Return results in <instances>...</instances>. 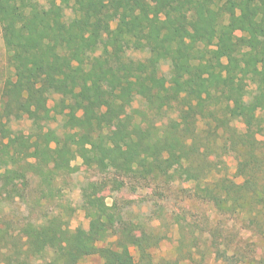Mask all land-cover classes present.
<instances>
[{"label":"trees","instance_id":"trees-1","mask_svg":"<svg viewBox=\"0 0 264 264\" xmlns=\"http://www.w3.org/2000/svg\"><path fill=\"white\" fill-rule=\"evenodd\" d=\"M0 34L15 69L0 112V197L19 194L14 170L72 173L76 159H94L121 176L166 184L183 173L197 199L264 235V0H0ZM136 86L149 90L143 109L132 108ZM52 95L61 96L54 108ZM66 110L70 130L46 128L53 112ZM20 112L32 122L28 137L2 122ZM231 151L240 183L227 174ZM88 217V230L70 231L57 217L25 226V251L0 229L4 262L51 251L43 264L95 255L103 264H161L151 250L165 237L122 227L115 247H101L116 221L101 209ZM232 247L215 240V260L241 262Z\"/></svg>","mask_w":264,"mask_h":264},{"label":"rangeland","instance_id":"rangeland-1","mask_svg":"<svg viewBox=\"0 0 264 264\" xmlns=\"http://www.w3.org/2000/svg\"><path fill=\"white\" fill-rule=\"evenodd\" d=\"M38 1L44 6L47 4V0ZM128 55L134 59L145 57L135 50H130ZM163 71L166 76L170 75L168 64L163 66ZM14 72L11 54L0 34V112L5 95L4 82L13 78ZM254 90L255 86L250 85L249 93ZM133 93L135 100L132 108L143 109L149 90L144 86H136ZM106 97V93L101 95V98ZM60 99V95H52L49 107L54 108ZM67 112L68 110L63 113L53 112V118L46 124V128L59 135L70 130ZM2 122L10 128L13 135H32V122L23 112L18 117ZM236 126L240 132L244 131L242 123L237 122ZM1 133L3 132L0 131V137ZM224 160L229 178L240 183L242 180L235 178L237 160L234 152L231 151ZM95 163L94 159L85 162L78 158L72 163L75 167L72 173H52L45 167L43 173H39L36 168L29 166L14 170L11 176L18 186L19 194L6 191L0 197V229L9 232V241L21 240V248L25 251L28 245L25 244L22 229L25 226L40 225L52 217L59 218L70 231L77 228L88 230L89 211L101 209L105 211L107 220L111 223L113 219L116 221L117 228L115 232H109L105 241L100 243L101 247H115L118 239L116 231L127 227L137 236L146 232L165 237L151 250L156 263L229 264L215 260L212 243L216 240L223 250L234 251L232 246L238 245L241 262L237 264H261L264 235L243 226L242 217L223 215L212 203L197 199L193 193L195 182L183 173L179 174L176 182L166 184L164 180L121 176L112 169ZM122 181L125 186L119 189L117 184ZM228 242L233 245H228ZM6 252L7 249L0 242V264H6ZM131 252L137 257L134 247ZM250 254H254L253 263L246 260V257L251 258ZM51 256V251L37 253L25 263L43 264ZM79 264H103V261L95 255L83 259Z\"/></svg>","mask_w":264,"mask_h":264}]
</instances>
